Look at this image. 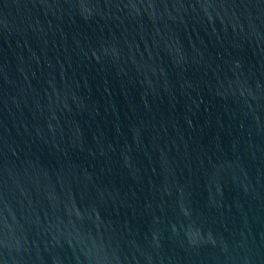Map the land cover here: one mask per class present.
<instances>
[{"label":"water","instance_id":"water-1","mask_svg":"<svg viewBox=\"0 0 264 264\" xmlns=\"http://www.w3.org/2000/svg\"><path fill=\"white\" fill-rule=\"evenodd\" d=\"M0 264H264V0H0Z\"/></svg>","mask_w":264,"mask_h":264}]
</instances>
